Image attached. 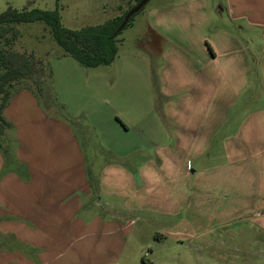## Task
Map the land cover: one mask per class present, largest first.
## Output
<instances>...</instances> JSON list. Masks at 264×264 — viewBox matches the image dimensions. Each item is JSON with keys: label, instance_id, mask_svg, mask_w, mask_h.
<instances>
[{"label": "crops", "instance_id": "0c3cea01", "mask_svg": "<svg viewBox=\"0 0 264 264\" xmlns=\"http://www.w3.org/2000/svg\"><path fill=\"white\" fill-rule=\"evenodd\" d=\"M211 3L160 2L147 16L150 31L142 48L146 53L148 47L145 66H137L134 58L117 56L113 64L120 71L118 78L101 77L94 82L92 101L80 103L76 110L81 113L92 108L87 116L95 118L98 130L106 134L108 130L123 131L132 140L126 142L125 151L112 147L113 161L99 165L91 180L84 152L73 133L70 138H61L62 160L76 165V171L75 166L32 171V205H23L28 211L18 212L30 218L29 244L33 249L49 243L55 205L62 225L65 211L72 210L75 218L86 205L100 206L101 199L105 212L115 220L121 219L117 217L121 213L138 211L173 219L184 212L195 219L202 204L210 225L200 230L194 225L192 241L224 228L220 235L226 236L220 244L224 247L222 262L233 264L235 253L240 252L264 258V107L244 109L251 96L264 94V0H226L220 10ZM140 69L145 72L144 86L133 80ZM128 75L132 80L116 88ZM76 91L79 96V89ZM43 117L47 119L46 124L41 121L44 136L62 126L47 115ZM65 171L74 174L73 181L56 179L55 175L61 180ZM10 224L0 215L1 235L13 234L21 240ZM86 227L78 222L76 228ZM245 228L256 229L257 240L250 244L261 248L235 250L244 243L239 240L247 237L241 233L237 239L233 233ZM58 235L68 236L62 227ZM44 237L41 242L39 238ZM228 240L234 241L231 246ZM5 255L0 253V261ZM12 255L18 257L8 263L25 261L21 248Z\"/></svg>", "mask_w": 264, "mask_h": 264}, {"label": "rangeland", "instance_id": "374dc122", "mask_svg": "<svg viewBox=\"0 0 264 264\" xmlns=\"http://www.w3.org/2000/svg\"><path fill=\"white\" fill-rule=\"evenodd\" d=\"M165 1L168 0H150L122 31L117 38L118 58H134L137 66L140 68L143 64L145 66L148 47L145 53L143 49L146 43L143 38L150 31L147 16L152 8ZM225 1L212 0L211 4L216 10H220ZM134 4L136 0L133 2L131 0H60V2L0 0V13L9 6L18 10L26 8L58 10L65 28L80 30L121 17ZM216 20L218 23L222 22L221 18ZM17 28L20 37L13 49L17 52L33 54L35 59L42 63L43 73L39 76L37 86L38 76L14 85L12 98L7 106L8 111L6 113L4 111L3 114L12 126L5 132L4 138L0 139V215L11 223V227L13 225L14 232L21 235L22 239L14 238L13 234L3 236L0 233V253L6 254L2 259L7 258V261L2 260L0 264H13L8 261L10 258L13 260V257H18L12 254L19 248L22 250L21 256L25 259L23 261L21 258L20 264H229L221 261V249L224 247H220V244L226 236L221 238L220 235L225 233L224 228L212 236L191 240L194 225H197L199 230L208 223L210 225L209 218L202 213L204 208L202 204H199L200 215L195 219L188 218L184 212L173 219L148 211H138L121 213L117 216L121 219L115 220L110 213L105 212L104 200L99 199L100 206H93L92 203L86 205L75 218L74 215L72 216V210L71 213L65 211L61 216L64 222L62 225L59 223V207L55 205L51 213L53 225L47 234L50 238L49 243L45 248L31 247L30 218L25 219L18 212L28 211V207L22 208L23 205L29 207L32 205L31 194L35 187V184H31L32 171L45 168L66 169L74 166L76 171V165H67L62 160L64 152L63 146H59L61 138H70L73 133L77 145L84 152L87 177H92V180L96 177L94 174L99 165L113 161L110 149L121 147L125 151L126 142L132 140V136H127L122 133L123 131L108 130L107 134L103 133L95 127V118H90L92 108H85L87 110L84 109L81 113L76 110L80 103L92 101L94 82L99 81L101 77L111 78V81L118 78L117 73L120 71L116 64L93 69L81 67L57 44L51 29L45 23L22 24ZM135 49L139 51L132 55ZM157 69L158 62L155 61L153 65L155 88ZM144 74L142 69L134 73V82L144 86ZM127 79L132 80L128 75V78L119 81L116 88H122ZM77 89L79 96L76 93ZM251 97L253 99L244 109L248 111L264 107V94L257 96L258 98ZM87 113L91 114L87 116ZM43 115L53 118L62 126H55L53 132L44 136L41 121L46 124L47 119ZM68 130L71 132L69 133ZM55 177L59 182L74 180V174H70L69 171L63 172L61 180H59L61 176L55 175ZM12 194L14 195L11 196ZM76 197L73 195V199ZM19 201L21 202L18 203ZM15 202L17 207L13 206ZM78 222L79 224L84 222L88 227L77 229ZM130 223L132 224L129 225ZM61 227L67 233V237H59L58 231ZM241 233L247 238L244 241L239 240L240 243H244L239 247L235 246V250L240 251L244 247L246 249L255 247L258 250L262 247L250 244L257 240L255 228H245L244 231L237 229L233 235L238 239ZM39 239L42 242V239L45 241L46 238ZM237 241L235 240V243ZM227 242L231 246L234 241ZM43 252L45 255H38ZM233 261V264H264V258L250 254L243 255L241 252L235 253Z\"/></svg>", "mask_w": 264, "mask_h": 264}, {"label": "trees", "instance_id": "16d2710c", "mask_svg": "<svg viewBox=\"0 0 264 264\" xmlns=\"http://www.w3.org/2000/svg\"><path fill=\"white\" fill-rule=\"evenodd\" d=\"M57 1L60 2V0ZM141 1L136 0V4L121 17L80 30L65 28L58 10L44 11L27 8L18 10L9 6L0 13V139L4 138L5 132L12 126L3 114L12 98L14 85L38 76L37 86L39 76L43 73L42 63L37 61L33 54L21 53L13 49L20 37L17 26L43 22L51 29L57 44L81 67L93 69L110 66L119 53L118 36L137 14L122 30L120 28L129 12Z\"/></svg>", "mask_w": 264, "mask_h": 264}, {"label": "water", "instance_id": "95a60500", "mask_svg": "<svg viewBox=\"0 0 264 264\" xmlns=\"http://www.w3.org/2000/svg\"><path fill=\"white\" fill-rule=\"evenodd\" d=\"M150 0H142L135 8H133L129 14L126 16L124 23L122 24L120 30H122L130 21V19L139 13L148 3Z\"/></svg>", "mask_w": 264, "mask_h": 264}]
</instances>
